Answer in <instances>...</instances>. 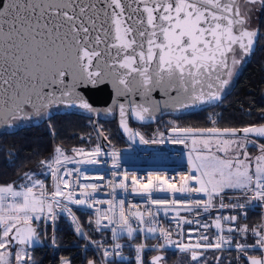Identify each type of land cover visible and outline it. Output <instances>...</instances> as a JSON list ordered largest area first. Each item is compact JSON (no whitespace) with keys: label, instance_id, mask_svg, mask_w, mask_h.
Wrapping results in <instances>:
<instances>
[{"label":"snow or ice","instance_id":"snow-or-ice-1","mask_svg":"<svg viewBox=\"0 0 264 264\" xmlns=\"http://www.w3.org/2000/svg\"><path fill=\"white\" fill-rule=\"evenodd\" d=\"M253 5L264 11V0H0V126L50 121L51 109L61 105L98 115L88 93L111 88L115 98L104 111L118 109L129 141L182 144L188 148L191 168L178 181L152 174L144 182L127 172H113L122 179L109 180L112 198L100 200L95 193L101 185L80 183V178L104 177L66 165H96L107 154L113 168L120 169V151L105 153L97 144L88 151L73 148L70 156L56 146L51 159L40 161L44 174L52 178L51 190L31 171L20 183L0 185V264H30L29 249L40 242L34 221L54 222L56 209L72 216L75 232L84 236L69 205L95 208L97 229L111 230L114 243L103 249L105 264L110 257H121L125 247L121 238L131 240L138 234L162 240L152 245L154 250L175 244L194 260L202 254L198 249L227 247L241 253L247 264H264V256L248 254L264 250V223L251 228L236 224L239 216L247 217L246 207L249 211L264 207V143H259L264 124L220 128L212 119V127L173 126L169 136L159 132L146 139L128 122L129 117L153 120L162 107L176 111L221 101L236 66L254 51L259 30L247 27ZM97 135L111 144L103 129L98 128ZM249 146L260 154L252 157ZM129 180L131 192L147 197L149 206L143 211L137 204L126 208L124 199H116L117 189L129 191ZM154 192L170 198H153ZM99 204L107 208L101 211ZM213 208L239 213L217 215L213 224L181 215L184 211L199 217ZM161 210L165 216L175 213L172 219L180 240L174 241L172 231L158 225ZM185 224L197 225L188 229L187 242ZM209 228L217 230L211 243ZM225 231L239 234L245 242L233 244ZM249 233L255 237L251 244ZM146 247L135 245V264H146ZM164 259L163 254L152 256L150 264H163Z\"/></svg>","mask_w":264,"mask_h":264},{"label":"trees","instance_id":"trees-1","mask_svg":"<svg viewBox=\"0 0 264 264\" xmlns=\"http://www.w3.org/2000/svg\"><path fill=\"white\" fill-rule=\"evenodd\" d=\"M260 39L257 50L250 62L243 68L234 82V86L228 93L227 98L217 107L205 109L198 113H191L179 118L165 116L152 127L164 130L173 126L205 128L212 127V119L220 128L236 127L241 128L250 125L264 124V13L259 23ZM97 128L103 129L104 134L111 141V148H119L127 145L126 140L118 129L117 117L109 116L104 111L98 114V121L95 122V115L85 111L64 110L53 113L50 121H40L39 124L32 123L21 125L15 130L0 134V185L11 182H22L25 172H34L37 177H44V169L40 161L48 160L56 146L65 150L77 147L94 148L102 142L97 135ZM264 143V140H259ZM257 149L249 148L252 155ZM78 218L83 227L93 217L88 213L78 212ZM258 219L255 217L254 221ZM252 225V224H251ZM75 224L72 219L59 212L56 227L53 233L55 239L54 247L44 245L41 248L30 250L32 254L31 264H62L68 260L71 264H87L88 260L97 262L92 250L87 248V240L84 236L75 232ZM51 228V227H50ZM49 228V229H50ZM42 230V228H40ZM43 235V234H42ZM41 235V237H42ZM49 237L52 232L49 231ZM108 238V234H105ZM232 257L231 264H241L244 256L236 259V252H221L214 259L215 264H222L224 254ZM156 252H148L145 258L146 264ZM166 259L163 264L171 261L172 257L179 254L165 252ZM249 255H258L249 252ZM135 264V255L130 252L126 261H110L109 264Z\"/></svg>","mask_w":264,"mask_h":264},{"label":"built area","instance_id":"built-area-1","mask_svg":"<svg viewBox=\"0 0 264 264\" xmlns=\"http://www.w3.org/2000/svg\"><path fill=\"white\" fill-rule=\"evenodd\" d=\"M171 128L167 129L164 134L165 136H169L168 131ZM159 133L158 129L155 128L154 136L153 138L157 137V134ZM127 142L126 146L115 148L116 150L120 151L121 156H120V169H115L113 168V163H112V157L110 155H104L100 158L101 162L96 165H74V164H67L66 167L69 169L73 168H80L81 171L85 172L89 176H103V180L99 179H89V180H84L83 178H80V183H95L98 185H101L100 190L95 193L96 199L100 200H108L112 198L111 195V189L107 186V182L109 180H116L119 181L122 179V175L118 176H113V172H120L121 174L124 172H127L129 176L135 175L139 180L146 182L147 178L149 175L156 174V175H162V176H167L170 179L174 178L175 180H179V177L181 175L187 174L189 171H191L190 165L188 163V158H187V153L188 149L184 146V149L177 155L170 154L168 151H154L151 152L147 155H142L139 150L134 147L130 142ZM168 144H173L170 142H165ZM101 147L105 150V153H109L113 150V148L110 147L108 143L102 144ZM77 148H84L86 151L91 150L90 148L86 147H77ZM65 150V149H64ZM72 150V149H71ZM71 150H65L66 154L72 155ZM53 154L49 159L52 158ZM48 159V160H49ZM46 170L44 169V173ZM73 177H78L77 173H73ZM68 179L69 177H65ZM38 179H41L45 182L46 185L49 186V190H51L52 186V178L50 175L44 174V177H38ZM129 191L124 192L121 189H117L115 196L116 199H124L125 201V207H129L132 204H137L140 207V210L143 211L145 207H148L149 205L147 204V197L142 196V195H137L136 193L131 192V181L129 180ZM77 198H80L79 195ZM153 198H170L169 194L163 193V192H154L153 193ZM177 198L179 199H185L187 197L181 196L180 194H177ZM192 198H199L203 199V196H193ZM243 202V201H242ZM225 203H229L228 198H225ZM255 203V202H254ZM71 208L72 214L76 217L77 222L79 225L82 227L85 235L84 237L87 240V248L91 249L93 254L95 255L97 262L96 264H105L104 262V257H103V249L110 247L114 241L112 240L111 236V230L106 229L103 227H100L98 230L102 232H106L109 236L105 241L100 242V244H95L93 241L90 239V237L86 234L85 228L83 227L82 223L80 222V219L78 218V212H83V213H88L93 217V220L95 222V219L97 217L95 208L92 209H84L82 206L78 205H69ZM97 208H99L101 211H104L107 208V205L105 204H99L96 205ZM57 210V209H56ZM60 210V209H59ZM247 212V217L244 216H239L238 220L236 221L237 225H243L247 224L249 228L253 226H258L262 223H264V207L257 208L254 211H249L248 208L246 207L245 210ZM239 210H233L231 208H224V209H219V208H213L209 213H202L199 217H196L193 214L181 211L182 216H187L188 219H200L201 223H209L213 224L214 220L217 215L219 216H230V215H238ZM67 216H69L72 219V216L68 215L67 213L64 212ZM175 215L174 212H169L167 216L164 215L163 210L160 211V214L156 217V221L158 225L163 226L166 229H169L172 231V239L174 241L180 240L181 238L177 236L176 231H175V221L172 219V217ZM257 217L258 219H255ZM106 223V222H105ZM223 226L227 228V223L223 222ZM252 224V225H251ZM34 225L38 226L39 228H42V242L44 245H47L49 247H54V244L52 243L53 240V233L55 230V225L53 222L45 224L43 221L37 223L34 221ZM51 227V228H50ZM197 225H188L185 224L183 225L185 235L183 237V242H187V232L189 228H195ZM50 228V229H49ZM97 228V226H96ZM49 231L52 232L51 237H49L48 233ZM204 232V230H201ZM216 229L215 228H209L206 230V234L209 235L210 240L209 243L212 242L213 237L216 235ZM199 235V233L195 234ZM225 237H232V243H244V239H242L239 234H230L227 231L224 232ZM255 240V237L249 233L247 237V242L249 244L253 243ZM121 244L125 245V247L121 250V257H110L108 264L110 261H126L129 258V254L131 251H133L135 255V245L139 243H145L148 245L146 247L145 252H144V258H146V255L148 252H156V253H165V252H170V253H176V254H185V253H190V252H185L180 250L178 247H176L175 244L168 246L167 248L157 251L152 248V245L159 244L162 242L160 239H154L151 237H146L144 234H138L136 237L133 239L129 240L126 237H123L119 241ZM194 242V241H193ZM103 245V247H101ZM199 253L202 252H207V251H218V252H236L237 256L236 259L238 260L239 258V252L235 249H229L227 247L223 249H215V248H209V249H198L197 250ZM249 252H254L257 253V256H264V250H252Z\"/></svg>","mask_w":264,"mask_h":264},{"label":"water","instance_id":"water-1","mask_svg":"<svg viewBox=\"0 0 264 264\" xmlns=\"http://www.w3.org/2000/svg\"><path fill=\"white\" fill-rule=\"evenodd\" d=\"M259 37H260V31H258V36L254 42V45H253L254 51L250 55H248L247 57L251 58L253 56V54L256 52L257 47H258ZM236 70H237V68H236ZM236 70H234L233 76L237 75ZM231 83H232V81H230L228 87L225 89L224 93L222 94L221 101L214 102L212 104H200V103H198V104L193 105L189 108L182 109V110H176V111L162 107L160 111L155 113V119H153V120L137 121L134 117H129V121H128L129 127H131L133 129L132 124L142 125V126H152V125L157 124V122L165 116H174L176 118H179V117L191 114V113H198V112L203 111L205 109L217 107L221 102H223L227 98L228 93L231 91L232 87L234 86V84L231 86ZM88 97H89V102L92 103L93 106L99 110V112L104 111L106 108L112 106L113 99L115 98L114 93H113L111 88H107V89L102 90V91L92 90L88 93ZM64 110L83 111L79 108H70V107H65V106L61 105V106H57V107L52 108L51 112H52V114L57 113V112H61L63 114ZM105 113H107V112H105ZM107 114L109 116L116 115L119 132L124 137V139L127 140L128 142H130L134 147H136L142 155H147V154L154 152V151H168L170 154L177 155L184 149V146L182 144L163 143V144L144 145V144H140L138 139H137L136 143H132L131 141H129L127 134L120 127V124H119L120 118H119L118 109L114 110L111 113H107ZM94 115H95V122L97 123L98 115L97 114H94ZM32 123L39 124L40 121H37V120L25 121L23 123V125L32 124ZM257 126H259V125H257ZM15 129L16 128H9V127L0 126V134L15 130ZM168 134L171 135L170 131H168ZM100 140H101L102 144H106V141L103 140V138H100ZM260 140H264V139H260ZM34 226H36V225H34ZM36 228H37V232L40 234L39 235L40 242L36 243L33 247L30 248V250H34V249L41 248L44 246V244L42 242V238H41L42 230H40V228L38 226H36ZM158 254H163L165 259L167 257L166 254H164V253H157L156 255H158ZM202 256H203V254L198 255L197 258H201ZM244 260L247 263V260L245 257H244ZM150 261H151V259H150Z\"/></svg>","mask_w":264,"mask_h":264},{"label":"rangeland","instance_id":"rangeland-1","mask_svg":"<svg viewBox=\"0 0 264 264\" xmlns=\"http://www.w3.org/2000/svg\"><path fill=\"white\" fill-rule=\"evenodd\" d=\"M259 6L258 5H255L253 8L256 9L258 8ZM260 16V14H259ZM250 25L252 27H255L257 28L259 26V20H252L250 22ZM236 70V69H235ZM240 70V69H239ZM232 83H231V86L234 84V81H235V76L232 77ZM134 130L135 131H139L142 135L145 136L146 139H152L153 136H154V132L155 130L152 128V127H140V126H134ZM164 130H160L159 129V132H162ZM164 133V132H163ZM260 143V142H259ZM249 148H253L251 146H249ZM249 148H248V151H249ZM258 150V149H257ZM249 154L252 156V157H255L257 155H259V151H257V153L255 155H252L250 152ZM57 212V217H58V214L59 212H62V210H59L57 209L56 210ZM56 222H57V218L56 220L53 222L55 227H56ZM54 227V228H55ZM85 231H86V234L90 237V239L95 243V244H100V242L102 241H105L107 239V236L105 234H107L106 232H102V231H99L97 228H96V225L94 223V220L90 219V221L85 225ZM30 251V249H29ZM221 252H218V251H207V252H202L203 256L201 258H197V259H193L192 256H191V253H185V254H179L175 257H172L171 261L168 262L167 264H215L214 263V259L218 256V254H220ZM30 254H31V251H30ZM249 254V253H248ZM32 256V254H31ZM243 255L240 254V258L242 257ZM232 257L228 256L226 253L224 254V257L222 258V264H231V261H232ZM32 263V261L30 262V264ZM240 263L241 264H247L246 261L244 259H241L240 260Z\"/></svg>","mask_w":264,"mask_h":264},{"label":"flooded vegetation","instance_id":"flooded-vegetation-1","mask_svg":"<svg viewBox=\"0 0 264 264\" xmlns=\"http://www.w3.org/2000/svg\"><path fill=\"white\" fill-rule=\"evenodd\" d=\"M255 5H253V6H250L251 8H252V11L249 13V20H248V25H247V27H249L250 29H258L259 30V28L257 27V28H255V27H252L251 25H250V22L252 21V20H259V23H260V20H261V16H262V14L264 13V11H258L257 9H259L260 8V6L258 7V8H256V9H254L253 7H254ZM259 14H260V16H259ZM259 39H260V37H259ZM258 43H259V41H258ZM255 54V53H254ZM254 54H253V56H254ZM252 56V57H253ZM251 57V58H252ZM238 58H239V56H238ZM251 58H249V57H244L243 58V60L241 61V64H239V65H237V70H236V76H235V80H236V78L238 77V75L242 72V70H243V68L250 62V60H251ZM240 69V70H239ZM235 82V81H234Z\"/></svg>","mask_w":264,"mask_h":264}]
</instances>
